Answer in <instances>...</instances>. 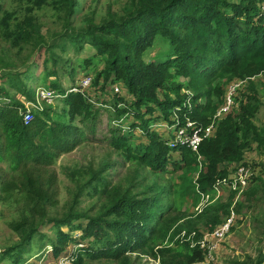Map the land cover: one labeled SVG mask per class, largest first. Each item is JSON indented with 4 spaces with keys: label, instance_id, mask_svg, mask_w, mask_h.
I'll list each match as a JSON object with an SVG mask.
<instances>
[{
    "label": "trees",
    "instance_id": "16d2710c",
    "mask_svg": "<svg viewBox=\"0 0 264 264\" xmlns=\"http://www.w3.org/2000/svg\"><path fill=\"white\" fill-rule=\"evenodd\" d=\"M35 1L39 6L47 2L56 8L62 14L69 40L79 50L85 44L92 46L95 55L104 62V68L95 78L92 76L86 95L70 93L63 99L64 115L52 116L47 108L41 114L35 113L27 123L23 116L24 103L5 85L8 82L32 99L26 83L11 74L0 84V165L5 163L15 172L0 181V201L19 208L18 216L9 222V227L20 237L1 253L0 260L11 257L12 264L21 263L40 235L49 242L53 258L63 256L70 245L75 246L73 264H83L84 255L92 260L136 264L130 256L133 253L160 255L163 264L203 261L207 250L199 244L192 246V242L201 240L205 233L226 221L237 192L232 191L225 201L205 206L185 225L180 224L184 216L174 211L172 195L166 190L168 186L161 184L159 178L181 169L192 172L200 168L196 184L207 192L218 179L231 174L232 165H237L236 170L240 164L247 168L244 165L247 164L246 151L253 142L264 148V129L253 121L260 107L253 79L264 75V11L261 8L264 0H130L129 12L119 15L109 11L100 22L89 17L86 25L78 30L72 25L77 0ZM1 24L0 32L14 45H43L45 42L35 15L14 27L6 19ZM216 32L220 36H216ZM158 35L169 41V53L165 60L148 62L145 55ZM92 62V59L86 60L87 64ZM181 78L187 79V83ZM236 80H248L252 94L246 101L240 99L237 107L222 115L213 135L202 141L200 159L187 146L171 149L160 131L151 129L159 119L174 123V115L184 121L188 117L209 125L225 100V84ZM114 82H120L134 98L128 101L121 95L115 97L116 117L130 114L135 121L128 129L113 128L112 146L121 151L126 160L147 168L148 175L155 178L131 176L127 185H113L102 179L103 169L95 171L84 184H79V193L87 186L91 188L88 195L103 197L97 210H77L70 206L64 215L52 216L49 208L58 204L56 190L52 188L54 180L46 185L35 169L51 166L63 153L83 143L84 131L75 123L76 117L84 120L94 111H100L93 106L91 96L104 88V84ZM51 85L65 91L57 82ZM185 87L192 89L191 93L183 91ZM188 101L191 106L186 105ZM120 102L124 105L119 106ZM136 129L147 137L142 145L135 143ZM95 180L99 184H94ZM251 180L257 181L259 177ZM189 188L194 194L196 190L191 182ZM257 192L252 186L245 195ZM78 200L79 194L74 202ZM240 206L241 203L236 202L234 211L239 212ZM84 219L87 220L85 225L80 223ZM198 221L207 223V229L206 224L196 226ZM44 225L54 231L53 237L41 233ZM64 225L72 232L80 230V238L64 231ZM233 228L232 225L231 230ZM193 230L195 234L191 233ZM179 233L181 239L175 240ZM168 236L172 245L162 246ZM254 264H264V257Z\"/></svg>",
    "mask_w": 264,
    "mask_h": 264
},
{
    "label": "rangeland",
    "instance_id": "374dc122",
    "mask_svg": "<svg viewBox=\"0 0 264 264\" xmlns=\"http://www.w3.org/2000/svg\"><path fill=\"white\" fill-rule=\"evenodd\" d=\"M129 3L130 0H77V6L72 16L73 28L78 30L86 25L89 17H92L95 22H100L104 16L108 15L109 11L118 12L119 15L129 12L128 9L131 8ZM30 15L36 16L37 21L42 27L40 34L44 36L45 42L43 45L29 43L19 47L18 45H14L11 40H5L2 32H0V84L6 79V75H16L18 76V78H15L16 80L21 78L26 83L28 91L31 92L32 99H34L33 93L38 87L53 88L51 84L57 82L59 88L65 90L84 76L89 75L95 78L97 73L104 68V62L99 56L95 55L96 50L92 46L85 44L79 50L73 45L66 36L62 14L60 15L58 10L47 2L39 6V2L35 0H0L1 31L3 29L1 22L5 19L11 23V27H14V25H17ZM218 35L220 36L219 32H216V36ZM169 50V41L166 37L158 35L154 46L146 53L145 59L148 62L152 60H165L166 58L164 57L169 53ZM87 59H92L93 62L87 64ZM49 71H56V73L54 74ZM181 80H184L183 82L185 83L188 81L185 78H181ZM253 81L258 100L260 101L259 110L253 117V121L263 130L264 75H258ZM238 82H241V86L233 94L232 108L238 106L240 99L246 101L248 99L247 96L252 94L248 80H236L226 83L225 94L228 95L231 85ZM119 83L104 84V88H101L91 96L93 106L100 111H94L88 119L80 120L79 116L76 117L75 123L80 125L84 131L83 143L73 151L63 153L51 166H40L35 169V173L44 180L46 185H49V182L54 180L52 188L56 190L58 204L56 207L49 208L50 215L62 216L68 212L70 206H73L77 210L93 209V212L96 211L102 204L103 197L99 194L93 197L88 195L87 192L91 188L87 186L79 193V184H84L95 171L103 169L101 174L102 179L105 178L109 184H120L122 186L128 184L131 176L142 177L148 175L147 172L149 170L147 168L137 166L136 163L126 160L121 151H117L112 146L113 128H128L131 122L135 121V118L130 114L120 118L116 117V109H114L113 102L115 97H118L117 95H121L128 101L134 100L126 88L122 87L121 83ZM5 85L17 100H21L23 103L32 100L17 87L11 86L8 82H5ZM115 86H119L120 91L116 92ZM183 91L191 93L192 89L185 87ZM64 98L54 100L53 104L48 107L52 116L57 114L64 115L66 107ZM118 105L123 106L124 102H120ZM64 117L68 119L69 116L66 115ZM176 118L177 116H172V120ZM165 124L171 125L169 121L159 119L151 129L157 132L159 130V134L164 136L162 138H165L167 145L170 147L169 136L165 137L168 134V127ZM134 137L135 143L140 145L147 140V137L141 134L140 129L134 131ZM246 152L247 164L244 165L249 168L248 173L250 177L246 179L247 183L243 187V192L240 194L237 192L234 204L231 207V211H234L236 202L241 203L240 211H235L234 213V228L224 240L218 243V248L212 253V257H208L206 253V257L208 258L203 260L206 261L205 264H254L257 260L264 257V148H259L257 143L253 142V146ZM171 155L177 156L178 153H172ZM241 166L242 164L239 165V167ZM236 167L237 165L230 167L232 170L231 174L237 173ZM199 171L192 170L191 172L188 169H181L173 173L160 175L159 182L168 186L166 190L172 195L176 215L182 214L184 216L180 224L189 225L188 221L194 220V218L190 217L199 214L197 206L200 202V195L197 191L199 185L196 184ZM73 172L75 174L72 176ZM14 173L13 169L8 167L7 164L0 165V181L3 178H10ZM15 175L18 176V174ZM148 177H151V180L155 178V176L151 175H148ZM253 177H259V180H251ZM189 182L195 187L194 190L196 191L194 194L189 188ZM94 184H99V181L95 180ZM252 186H255L258 192L255 195L246 196L245 191L249 190ZM231 192L232 190L229 187H222L220 194L214 195L209 205L221 200H227L231 196ZM77 194H79V200L78 202H74ZM217 196L219 197L217 198ZM209 205L207 204L206 206ZM18 213V207L0 201V255L7 247L12 246L20 240L19 234L9 227V222L16 218ZM80 223L85 225L87 220H80ZM204 224H206L204 227L207 229V223L200 222L196 226ZM62 229L71 232L77 239L78 237L80 238V230L72 232L66 225L62 226ZM53 232L46 225L43 226L41 231V233L47 234L49 238L53 237ZM193 232L194 230L191 233ZM180 234L175 236V240L180 238ZM46 241L47 239H42L38 235L32 243V251L26 254V259L19 264L74 263V254L68 258V262L65 260L59 262V260L62 257H66L70 252H75L77 250L75 246L70 245L63 256L53 258L51 246ZM188 242L191 246V241ZM164 245H172L170 244L169 236L163 242L162 246ZM130 256L136 264H163L160 255L155 257L149 253H133ZM84 257L85 261L83 264H118L116 261H108L106 259L92 260L88 259L86 255ZM11 261V257L5 258L0 260V264H12ZM203 261H200L201 264Z\"/></svg>",
    "mask_w": 264,
    "mask_h": 264
},
{
    "label": "built area",
    "instance_id": "2783aa9c",
    "mask_svg": "<svg viewBox=\"0 0 264 264\" xmlns=\"http://www.w3.org/2000/svg\"><path fill=\"white\" fill-rule=\"evenodd\" d=\"M261 8L264 11V2L261 3ZM92 77L87 75L84 76L79 81L73 83L70 87L65 89V91H60L53 89L51 87H38L35 90L34 99L28 100L24 102V121L27 123L31 119L34 118L35 113H40L45 111L50 105L53 104L54 100L58 98H64L70 93H82L86 95L87 90L92 85ZM241 85V82L233 83L230 88V92L226 95L225 100L221 106L217 109L214 114L212 121L209 125L204 126L196 121H193L186 117V120H182L178 115L176 119H174V123L170 126L165 124L168 127V134L165 136H169L170 142L169 145L171 148L187 146L191 148V150L196 153V155L201 158L199 155V148L202 141L206 138H209L213 135L215 131V125L218 123L222 115L226 112H229L233 105V94L236 93L237 88ZM115 91H120L119 86H115ZM190 93V92H187ZM92 101V100H91ZM186 105H190L189 101ZM153 127V126H152ZM129 128V127H128ZM124 128V129H128ZM158 130V129H157ZM249 168L239 167L237 173L234 172L230 174L228 177L218 179L213 189L209 192L201 191L200 188H197V191L200 195V202L198 203V211H202L203 208L209 203L212 202L214 195H219L222 187L227 186L232 191L238 192L240 194L243 192V187L246 185V179L250 177L248 173ZM232 175V176H231ZM198 185V184H197ZM220 189V190H219ZM219 196H217L218 198ZM235 211H231V215L226 219L225 222L218 225L212 232L207 233L203 238L199 241H193V245H200V248L206 249L208 257H212V253L218 248V243L224 240L225 237L230 233L231 226L234 222ZM192 234H195L193 232ZM182 236H185V233L182 232ZM190 239V237H189ZM72 255L70 252L66 257L60 258V261L65 260L69 261V257ZM206 257V259L208 258ZM206 261H203L202 264H205ZM197 264H201L197 263Z\"/></svg>",
    "mask_w": 264,
    "mask_h": 264
}]
</instances>
